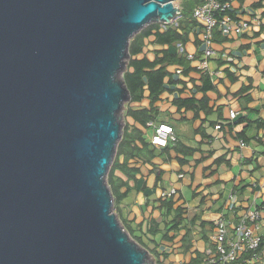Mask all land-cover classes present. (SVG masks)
Instances as JSON below:
<instances>
[{
	"label": "water",
	"instance_id": "1",
	"mask_svg": "<svg viewBox=\"0 0 264 264\" xmlns=\"http://www.w3.org/2000/svg\"><path fill=\"white\" fill-rule=\"evenodd\" d=\"M176 0H0V264H155L107 175L132 37Z\"/></svg>",
	"mask_w": 264,
	"mask_h": 264
},
{
	"label": "crops",
	"instance_id": "2",
	"mask_svg": "<svg viewBox=\"0 0 264 264\" xmlns=\"http://www.w3.org/2000/svg\"><path fill=\"white\" fill-rule=\"evenodd\" d=\"M229 12L249 26L229 35L213 29L219 33L211 35L213 52L205 66L204 25L193 27L184 46L173 47L192 69L184 74L181 65H168L171 74L155 102L160 111L156 122H147L146 129L131 116L124 118L143 130L155 153L148 161L138 156L129 158L128 165L137 172L118 203L120 217L133 223L142 221L147 227L150 220L163 219L161 204L170 198L173 208H180L184 217L177 230L169 231L174 237L157 246L160 253H167L164 264H182L193 257L203 264L205 249L213 245L215 219L220 215L233 232L250 207L261 205L264 226V0H230ZM176 15L170 22L177 24ZM166 24L161 22L162 28ZM167 47L157 44L152 34L144 38L137 57L153 59L155 50ZM203 73L213 86L205 91L197 88ZM170 76L173 82L168 81ZM148 94L145 89L144 97L131 103L130 98L128 106L148 107ZM189 97L200 100V104L190 108L174 101ZM230 110L236 111L235 117H230ZM219 123L221 127H217ZM160 124L171 125L176 137L169 140L166 150L151 140ZM175 145L178 148H173ZM123 159L121 154L119 161ZM116 178L127 179L120 170L114 172ZM124 190L125 186L120 192ZM232 196L236 201L233 207L229 205Z\"/></svg>",
	"mask_w": 264,
	"mask_h": 264
},
{
	"label": "trees",
	"instance_id": "3",
	"mask_svg": "<svg viewBox=\"0 0 264 264\" xmlns=\"http://www.w3.org/2000/svg\"><path fill=\"white\" fill-rule=\"evenodd\" d=\"M203 1L204 0H179L178 7L180 8V12L175 18L177 20V24L172 21L166 24L165 28H162L160 24L161 22L150 23L132 37L129 44L130 58L128 60L127 69L123 73V79L130 92V103L140 101L144 97L145 89H147L149 93V106L132 108L129 105L125 110V118L131 116L134 121L139 122L147 129L149 127L147 122H156L157 116L160 113L158 107L155 105V102L159 99L160 94L165 89V78L171 74L167 69L168 65L175 63L181 65L183 68L182 72L184 74L188 73V71L192 69V67L187 64L184 55L179 53L178 50H175L173 47L177 46V44H179V46H184L189 39V34L194 26H199L201 28L202 23L195 19L192 13L193 9ZM212 31V37L214 32L219 33L218 30ZM152 34L154 36V41L157 44H163L169 47L155 50L153 59H149L147 55L137 57V55L142 51L144 38L149 37ZM200 80L201 84L197 85L198 89L205 91L213 87L209 81V76H207L206 73L201 75ZM168 81L173 82L174 80L170 76ZM174 101L178 104V106L184 104L186 107L190 108L197 107V105L200 104V100H197L194 97H189V99H185L183 101H180V99L177 98L174 99ZM143 134L144 132L141 128L135 126L134 124H130L125 120L122 137L118 142L114 160L108 171L107 182L114 199L113 207L125 229L140 244L144 245L146 242L144 239H147L148 244H145V247L156 257L158 263L164 264L163 257H166L167 253L164 251L160 253L157 246L162 240L172 239L175 233L170 235L169 231L177 230L184 221L181 209L173 208L172 198L167 201L164 200L161 204V207L163 208L161 212L163 219L160 222L152 219L148 223L147 227L143 225L142 221L138 223H133V220L126 221V219L120 217L117 211L119 201L126 196L130 189V178H134L135 173L137 172L136 168L128 165L129 158L138 156L144 161H148L154 156L155 148L154 146L152 149L149 148L150 143L145 140ZM138 141L141 142L140 145L137 143ZM168 148L169 146L167 143L163 149L166 150ZM173 148H178V146L175 145ZM121 154L124 156V159L120 162L119 156ZM116 170H120L127 177V179H114V172ZM114 182H118V184L114 185ZM123 186H125V190L120 192V189ZM256 206L261 210L263 209L261 205ZM170 215L171 217H169ZM160 223L163 224L162 228L159 227ZM157 236H160L159 239ZM260 247H264V236ZM160 255H162V257H160ZM247 255L248 253L242 256L246 257ZM240 259L236 260L232 264H250L241 263L242 260ZM201 261L202 260L200 258L193 257L188 262H183L182 264H199Z\"/></svg>",
	"mask_w": 264,
	"mask_h": 264
},
{
	"label": "built area",
	"instance_id": "4",
	"mask_svg": "<svg viewBox=\"0 0 264 264\" xmlns=\"http://www.w3.org/2000/svg\"><path fill=\"white\" fill-rule=\"evenodd\" d=\"M230 0H204L193 9V17L205 27L204 49L205 59L203 66L207 64L209 55L213 52L210 47L212 30L218 29L225 35L239 34L249 24L241 19H235L230 14ZM192 57V55H190ZM230 117L236 116L235 110H230ZM221 127V124H217ZM173 128L168 124H160L151 140L156 146H165L169 140H175ZM234 196L229 205L235 204ZM262 210L252 206L235 224L234 231L230 232L226 219L220 215L215 219V231L213 233V245L205 249L203 264H232L242 256L241 263L264 264V247L261 248L263 235L260 232L262 225Z\"/></svg>",
	"mask_w": 264,
	"mask_h": 264
},
{
	"label": "rangeland",
	"instance_id": "5",
	"mask_svg": "<svg viewBox=\"0 0 264 264\" xmlns=\"http://www.w3.org/2000/svg\"><path fill=\"white\" fill-rule=\"evenodd\" d=\"M175 5L176 6H179V0H176L175 2ZM161 24V23H160ZM128 60H129V58L128 59H126V61H127V64H128ZM125 72V71H124ZM123 72V73H124ZM123 73L121 74V77L123 76ZM126 106H128V102H125V104H124V107H126ZM125 110H126V108H124V111L122 112V128H124V123H125V117H124V114H125ZM114 211L116 212V210L114 209ZM119 220H120V218H119ZM120 222H121V220H120ZM122 223V222H121ZM260 232H262L263 234H264V226H262L261 227V229H260ZM129 233V232H128ZM129 235H130V233H129ZM131 236V235H130ZM132 237V236H131ZM132 238H134V237H132ZM146 242L144 243V245L143 244H140L136 239H135V241L140 245V246H142V247H145V244H148V241H147V239H144ZM146 248V247H145ZM150 255H152V256H154L153 254H151L150 253ZM155 257V256H154ZM154 263L155 264H160V263H158L157 262V260H156V257H155V260H154Z\"/></svg>",
	"mask_w": 264,
	"mask_h": 264
}]
</instances>
